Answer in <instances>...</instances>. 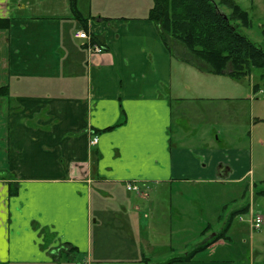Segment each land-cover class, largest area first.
<instances>
[{"label":"crops","instance_id":"0c3cea01","mask_svg":"<svg viewBox=\"0 0 264 264\" xmlns=\"http://www.w3.org/2000/svg\"><path fill=\"white\" fill-rule=\"evenodd\" d=\"M79 1L102 54L75 37L70 0H0V264H164L197 249L173 264H238L248 254L232 237L200 250L210 231L185 203L198 196L173 186L254 187L264 87L176 59L148 19L153 0L137 17ZM240 125L250 147L234 138ZM191 229L205 240L174 247Z\"/></svg>","mask_w":264,"mask_h":264},{"label":"trees","instance_id":"16d2710c","mask_svg":"<svg viewBox=\"0 0 264 264\" xmlns=\"http://www.w3.org/2000/svg\"><path fill=\"white\" fill-rule=\"evenodd\" d=\"M70 5L74 18L87 30V19L78 9V0H70ZM222 9L229 13H224ZM148 19L157 26L162 43L176 59L202 72L243 80L249 78L254 69L264 70V48L239 32L240 26L249 28L252 24L249 13L234 0H153ZM8 26V20L0 19V29ZM262 34L264 36V30ZM93 41L98 43L94 37ZM259 86L257 84L255 88ZM2 95H7V89L0 90ZM16 193V186H12L10 195ZM248 210L249 207H245L220 215L221 221L225 219L224 227L208 238L200 250L221 239H229L227 234L233 220ZM209 228L205 229L204 235ZM198 252V249L193 250L192 254L164 264L189 260Z\"/></svg>","mask_w":264,"mask_h":264},{"label":"rangeland","instance_id":"374dc122","mask_svg":"<svg viewBox=\"0 0 264 264\" xmlns=\"http://www.w3.org/2000/svg\"><path fill=\"white\" fill-rule=\"evenodd\" d=\"M148 0H96L92 3L94 14L102 11L105 14L113 15L115 17L122 15H127L128 13L136 14L139 16L141 12L140 6L144 8L145 3ZM237 2L246 12L249 13L251 19V26L249 28L240 26L239 32L247 36L256 45L262 46L264 48V36L262 31L264 30V0H234ZM86 4V0H80L79 3ZM138 7L137 10L136 7ZM92 9V8H91ZM226 14L229 13L228 10L222 9ZM121 15V16H120ZM133 17V16H132ZM179 47V46H178ZM179 49H181L179 47ZM250 82L255 81L264 87V70L254 69L252 75L249 77ZM264 90V89H263ZM260 99L264 102V94L260 95ZM250 112V110H249ZM250 128L247 129L244 126H239L237 131V136L240 135L242 138L234 137L240 147L246 144L250 147V143L246 141L245 138L248 135ZM258 130L255 132L257 136ZM235 135V132H234ZM244 142H243V136ZM247 142V143H245ZM254 150V161H255V180L256 184L253 187L252 180L248 179L243 183H229V184H203V185H184V186H173L174 193H179V191H184L186 196L193 198L197 194L198 197L193 198L190 202H185L188 207V217L192 218V222H196L197 218H201V225L196 228L197 230L204 228H209L210 233L206 237H211L219 232L224 227L223 221L219 220V215L229 214L233 211L241 210L243 207L252 205L253 213L255 216H264V181H259V179H264V163H262V157L260 153L263 152L260 146H255ZM190 194V195H188ZM186 209V208H185ZM250 213L238 214L233 220V229L227 234L232 237L233 243H235V248L238 253H243L245 249L247 250V256L241 255L238 264H264V226L261 229L252 230L249 223ZM192 231L177 235L172 234V240L174 242V247L180 248L185 244H189V248L196 246L198 242H203L205 237H200L199 232ZM165 235L160 233L155 237L160 241L159 245L163 247L162 250L167 251L168 241H164L161 238ZM171 238V237H170ZM167 239V237L165 238ZM184 241H183V240ZM181 241V242H180ZM183 241V242H182ZM247 243V244H244ZM253 246L254 248V259L250 260L249 249ZM78 255H76L77 257ZM83 256V255H82ZM236 262V258L232 259ZM69 263V261H68ZM70 264H78V260H73Z\"/></svg>","mask_w":264,"mask_h":264},{"label":"built area","instance_id":"2783aa9c","mask_svg":"<svg viewBox=\"0 0 264 264\" xmlns=\"http://www.w3.org/2000/svg\"><path fill=\"white\" fill-rule=\"evenodd\" d=\"M75 37L78 39L84 40L86 42L85 48H86L89 56L102 54L104 52V48L101 45L94 43L92 37L87 32L79 31L75 34ZM97 142H98V139L94 138L92 141V144H96ZM127 189L129 191H137V187L130 185V184L127 186ZM251 225L256 229L261 228L262 225H264V218L261 216H257L255 218H252L251 219Z\"/></svg>","mask_w":264,"mask_h":264},{"label":"water","instance_id":"95a60500","mask_svg":"<svg viewBox=\"0 0 264 264\" xmlns=\"http://www.w3.org/2000/svg\"><path fill=\"white\" fill-rule=\"evenodd\" d=\"M226 17V16H225ZM227 18V17H226Z\"/></svg>","mask_w":264,"mask_h":264}]
</instances>
